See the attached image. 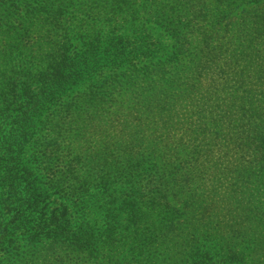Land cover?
Returning <instances> with one entry per match:
<instances>
[{"label": "rangeland", "instance_id": "obj_1", "mask_svg": "<svg viewBox=\"0 0 264 264\" xmlns=\"http://www.w3.org/2000/svg\"><path fill=\"white\" fill-rule=\"evenodd\" d=\"M96 31L146 37L156 74L47 106L23 157L78 238L17 233L0 264H264V0H0V103Z\"/></svg>", "mask_w": 264, "mask_h": 264}, {"label": "trees", "instance_id": "obj_2", "mask_svg": "<svg viewBox=\"0 0 264 264\" xmlns=\"http://www.w3.org/2000/svg\"><path fill=\"white\" fill-rule=\"evenodd\" d=\"M101 32L83 39L81 53L65 44L35 97L20 96L17 108L11 105L16 97L6 93L4 104L0 103V247L10 244L17 233L38 235L48 230L55 237L78 236L71 233L69 214L50 206L51 195L38 187L39 173L29 167L36 165L35 158L23 157L35 140L34 125L42 122L47 106L86 82L94 80L92 86H102L122 67H128V75L142 76V80L156 74L146 37L133 31L128 36ZM136 62L144 67L136 69Z\"/></svg>", "mask_w": 264, "mask_h": 264}]
</instances>
